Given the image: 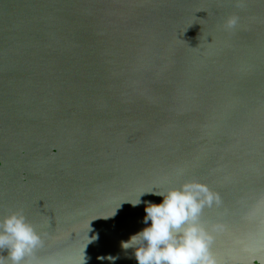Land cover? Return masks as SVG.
I'll use <instances>...</instances> for the list:
<instances>
[{
  "label": "water",
  "instance_id": "obj_1",
  "mask_svg": "<svg viewBox=\"0 0 264 264\" xmlns=\"http://www.w3.org/2000/svg\"><path fill=\"white\" fill-rule=\"evenodd\" d=\"M193 180L218 264H264V0H0V218L36 260L137 264L140 194Z\"/></svg>",
  "mask_w": 264,
  "mask_h": 264
},
{
  "label": "clouds",
  "instance_id": "obj_2",
  "mask_svg": "<svg viewBox=\"0 0 264 264\" xmlns=\"http://www.w3.org/2000/svg\"><path fill=\"white\" fill-rule=\"evenodd\" d=\"M235 2L239 6L242 0ZM239 20L236 14L228 15L222 27L231 31ZM145 193L162 197L161 202H146L142 221L145 227L120 244L123 250L132 249L137 264H218L209 250L212 237L199 223L202 207L214 200L219 202L216 193L194 180L166 191H146L140 196ZM139 197L135 203L127 202L136 206L141 203ZM44 235L35 230L22 211L9 212L0 218V264H60L55 257L34 258L35 250L44 243ZM97 259L112 261L115 257Z\"/></svg>",
  "mask_w": 264,
  "mask_h": 264
}]
</instances>
